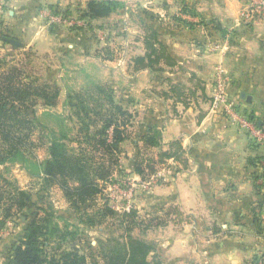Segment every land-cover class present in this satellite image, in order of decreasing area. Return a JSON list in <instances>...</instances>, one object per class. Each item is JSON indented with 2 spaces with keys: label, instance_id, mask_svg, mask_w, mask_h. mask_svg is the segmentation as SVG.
Instances as JSON below:
<instances>
[{
  "label": "crops",
  "instance_id": "crops-1",
  "mask_svg": "<svg viewBox=\"0 0 264 264\" xmlns=\"http://www.w3.org/2000/svg\"><path fill=\"white\" fill-rule=\"evenodd\" d=\"M87 2L7 0L0 58L32 55L43 66V75L27 70L58 89L55 106L38 107L39 121L57 131L45 119H62L74 134L68 95L97 85L111 87L115 102L133 114L119 164L136 185L133 203L139 219L164 221L144 235L157 243L163 264H252L264 254V232H258L260 222L264 225V208L258 207L264 200V173L256 162L264 147L255 145L235 121L212 111L209 99L215 74L222 70L229 101L264 127V14L249 20L251 0H187L181 14L174 5L135 9L134 15L120 7L107 17L85 18L78 28L49 23L55 11L76 17ZM149 28L174 58L173 66L134 68L132 59L145 54L142 37ZM172 85L183 88V101L168 98ZM147 130L159 133L158 144L140 158L145 164L152 161L154 171L145 176L155 173L157 184L144 190L139 185L145 176L133 170V163L142 146L138 136ZM167 150L176 158L159 162L158 153ZM0 173L19 188L32 189L28 214L43 206L45 197L51 200V190L58 188L40 192L38 179L18 163L0 164ZM20 175L28 187L15 178ZM113 176L118 177L116 172ZM58 190L64 205L54 208L63 215L70 208ZM25 226L23 219L0 238V264Z\"/></svg>",
  "mask_w": 264,
  "mask_h": 264
},
{
  "label": "trees",
  "instance_id": "trees-1",
  "mask_svg": "<svg viewBox=\"0 0 264 264\" xmlns=\"http://www.w3.org/2000/svg\"><path fill=\"white\" fill-rule=\"evenodd\" d=\"M121 3L88 0L86 8L79 9L75 16L80 20L107 17ZM53 14L69 16L68 12ZM142 41L145 54L132 59L135 69L159 71L162 66L175 64L155 29L145 30ZM0 42H3L1 32ZM105 54L111 57L108 50ZM169 91L168 98L175 102L183 101L181 98L186 95L178 85H172ZM57 97L58 89L53 84L40 81L27 68L0 58V164L18 163L30 177L38 179L40 192L57 186L70 208L65 215H58L52 206L41 205L28 214L25 210L33 205L32 191L19 188L0 173V225L11 217L26 221L23 235L13 244L5 264H163L156 253L157 243L144 237V232L152 225H164V221L157 217L141 220L135 209L116 211L102 193L103 184L112 180L115 172L118 176L127 174L119 164V156L122 143L129 137L133 114L115 102L111 87L97 85L68 95L66 105L71 112L68 119L74 122V134L62 119L58 120L56 131L41 123L36 113L39 106H55ZM260 127L264 129L263 125ZM36 130L37 143L33 138ZM138 139L142 146L133 170L144 177L154 167L150 160L145 164L140 154L158 144L159 133L147 130ZM41 146L46 147L44 159L35 154ZM174 157L176 153L169 150L158 153L159 162ZM258 207L264 208V200ZM30 215L32 218L28 219ZM57 219L63 221L62 226ZM109 220L118 222L117 232L112 230L105 238H97L95 246L86 243L87 250L83 252L76 244L83 229L79 230V226L84 230L98 227L102 232L104 228L100 225ZM136 229L143 234H134ZM258 232H264L261 222ZM54 237L58 238L56 249L52 246ZM261 255L264 264V254ZM261 255L252 264H260Z\"/></svg>",
  "mask_w": 264,
  "mask_h": 264
},
{
  "label": "built area",
  "instance_id": "built-area-1",
  "mask_svg": "<svg viewBox=\"0 0 264 264\" xmlns=\"http://www.w3.org/2000/svg\"><path fill=\"white\" fill-rule=\"evenodd\" d=\"M6 0H0V25L3 20L4 8ZM249 20H252L258 14H264V0H254L251 2L250 8L246 11ZM48 21L52 25H67L68 27L80 26L83 22L72 16H63L60 14H50ZM210 109L216 113L222 114L226 118L235 121L238 126L246 132L247 136L255 145L264 147V129L256 124V120L241 114L238 109L229 101L227 94V79L222 70L218 71L214 77V91L209 99ZM258 165L264 171V158L258 161ZM157 184V176L155 173L147 174L145 179L140 181V185L144 190L151 189ZM136 185L126 176H113L112 180L103 184V196L108 199L109 206L114 210L122 212L134 209L133 194ZM9 228H0V238L8 234ZM261 256L259 263L262 264Z\"/></svg>",
  "mask_w": 264,
  "mask_h": 264
},
{
  "label": "rangeland",
  "instance_id": "rangeland-1",
  "mask_svg": "<svg viewBox=\"0 0 264 264\" xmlns=\"http://www.w3.org/2000/svg\"><path fill=\"white\" fill-rule=\"evenodd\" d=\"M79 1H82V0H79ZM187 0H122L121 2V5L120 7H123L127 10H130V13L134 15V11L135 9H144L146 11V7L149 8V7H159L160 9H163L165 10L167 7H171V5H174L175 7H177L179 10L177 11L178 13H182L181 9H183V5L185 6V2ZM253 0H251L252 2ZM6 6H7V0L5 2V8H4V14L6 12ZM149 12V11H148ZM189 13H186V14H189L191 16L194 15V13L188 11ZM4 16V15H3ZM117 16H114L113 17V20H116ZM112 20V19H111ZM9 49L8 47L7 48H4L3 49V52H7ZM8 60L12 63V64H16L17 66L19 67H24V68H27L35 73H40L41 75H43V66L41 65V63L39 62V60H37L36 58H33L32 55H29V56H26V59L22 58L21 55H14V57H9L8 56ZM41 122L43 123V121L41 120ZM46 124H49V126H54L55 128H57L58 130V126H59V123L57 120H54V119H45V122ZM38 134L39 132L36 130L33 138L34 140H36V143L38 142L37 138H38ZM45 152H46V147L44 146H41V147H38L36 148L35 150V154L38 158L40 159H43L44 156H45ZM120 159H123V156L120 155L119 156ZM4 171V170H3ZM16 179H18L21 183V186H24V187H28V184L26 179L23 177V175L19 176V177H15ZM17 181V180H16ZM29 190H32L29 188ZM59 193L60 191L58 190V188H53L51 190V193H50V198L51 200L48 198V197H45V200H44V205L43 206H52V209L55 210L54 206H56L57 208H62V206L64 205V202H62L60 199H59ZM61 194V193H60ZM56 211V210H55ZM57 212V211H56ZM65 215V213L63 214ZM32 215H30L31 217ZM22 219H19L18 220V217H11V218H8L4 221V224L0 225V228H9V231L18 223L21 222ZM57 222L59 224V226H62L63 224V221L60 220V219H57ZM70 223H74V222H71ZM113 224L112 227H110V225ZM101 228H104V231H100V229L97 227L95 228H89L87 230H84V227L82 226H79V239L76 240L77 243L79 245V248L82 249V251H86V243H90L91 245L95 246V240L97 238H105L107 235H110V231L112 230H115V228L117 227L118 228V222L117 221H114V220H109V221H105L103 224L100 225ZM119 229V228H118ZM72 231V229H70ZM149 230V229H148ZM115 232H117V230H115ZM119 232V231H118ZM114 233V232H113ZM134 234H138V235H142L143 233H140L137 229L133 231ZM146 232H144V235H145ZM55 239L53 240L54 244L52 246L53 249H56V247L59 245L57 242H58V238L57 237H54ZM57 238V239H56Z\"/></svg>",
  "mask_w": 264,
  "mask_h": 264
},
{
  "label": "water",
  "instance_id": "water-1",
  "mask_svg": "<svg viewBox=\"0 0 264 264\" xmlns=\"http://www.w3.org/2000/svg\"><path fill=\"white\" fill-rule=\"evenodd\" d=\"M114 1H122V0H114ZM6 41L9 42L10 44H12L13 46H18L19 43L14 40V39H9V38H6Z\"/></svg>",
  "mask_w": 264,
  "mask_h": 264
}]
</instances>
